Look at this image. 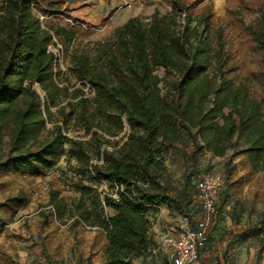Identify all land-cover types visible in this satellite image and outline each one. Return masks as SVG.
Masks as SVG:
<instances>
[{
	"label": "trees",
	"instance_id": "obj_1",
	"mask_svg": "<svg viewBox=\"0 0 264 264\" xmlns=\"http://www.w3.org/2000/svg\"><path fill=\"white\" fill-rule=\"evenodd\" d=\"M162 1L171 6L167 14L131 17L109 37L72 50L68 71L80 84L75 88L49 46L54 38L71 42L85 35L86 23L63 9L61 0L0 4V149L10 144L0 160V208L8 223L34 201L40 180L50 177L46 202L34 216L25 217L18 230L0 227V237L9 242H0V264H14V241L31 242L34 232L43 234L46 249L61 262L77 252L87 264H134L147 251L160 252L149 212L167 198L150 186L164 168L165 144L182 132L194 144L191 158L202 150L217 157L232 153L226 163L229 190L264 205V6L242 23L260 59L256 69L241 74L210 6ZM42 15H52V21L44 24ZM113 15L114 10L103 21ZM65 18L74 24L57 23ZM71 128L88 138L69 136ZM116 137L122 141L115 148L103 147ZM65 153L80 176L73 190L81 196L72 204L51 177ZM200 176L185 204L199 212ZM86 179L116 186V196L86 199L92 189ZM221 195L222 189L219 209ZM258 232H264V215ZM259 242L264 249V233Z\"/></svg>",
	"mask_w": 264,
	"mask_h": 264
},
{
	"label": "rangeland",
	"instance_id": "obj_2",
	"mask_svg": "<svg viewBox=\"0 0 264 264\" xmlns=\"http://www.w3.org/2000/svg\"><path fill=\"white\" fill-rule=\"evenodd\" d=\"M2 1L0 0V4ZM117 1L121 4L120 9L126 8L120 20H123L131 10L142 18L151 17L156 10L162 15L171 11V6L162 0H130L131 7L123 6L121 0ZM192 3L196 7L210 6L214 15L221 18L217 24L225 27V36L231 42L230 47L233 45L232 49L235 50L234 62L241 67L238 73L247 74L256 69L260 56L252 51L250 43L246 41L242 32V23L247 24L258 15V11L264 6V0H192ZM39 17L44 24L52 21V15ZM109 21L107 23L102 21L101 24L98 23L97 25L85 22L87 33L76 36L71 42H61L57 38L54 40L53 49L59 53L60 67L70 75L72 87L75 88L80 84L76 83L68 71L69 53L86 44L109 37L113 32L109 33V27H106L111 23ZM57 23L65 27L74 24L73 21L70 22L66 18ZM36 87L41 92L37 85ZM85 91L87 95L92 94L87 85ZM52 110L56 112L55 108ZM56 117H58L57 112ZM67 134L85 140L88 138L83 135L82 131L75 128H71ZM109 140L110 143L104 144L103 147L113 149L116 147L117 141H122L119 137ZM9 148L10 144L7 140L0 149V160L6 159ZM193 149L194 144L186 132H182L176 140L168 142L164 146V168L162 171H157V182L150 186L152 192L167 198L166 203L159 205L158 211L149 212L150 234L155 240V247L159 246L156 229L163 230L164 226L174 229L192 226V217L196 219L199 216L200 212L196 206L192 203L185 205L192 195L195 177L207 172H220L224 177L221 204L218 215L209 220L211 238L210 244L202 254L203 260L206 261L205 264H264V249L261 248L259 242L264 232H258L261 218L264 215V205L255 201L253 196L246 192L234 194L229 190L226 163L232 158V153L224 157H217L206 150H202L194 158H191L190 153ZM68 158L67 153L61 156L57 166L51 172V177L56 178L66 201L72 204L81 196L79 192L73 190V183L80 179V176L76 172L78 169L76 162L74 160L69 161ZM96 161L97 158L94 157L91 162L96 163ZM233 164L236 165V171L243 174L236 157L233 158ZM49 183L50 177L40 180L39 194L14 222L8 223L0 208V227L6 226L16 230L22 228L25 217L34 216L37 213V208L46 202ZM85 184L92 187L91 191L85 194L86 199L94 196L103 197L105 193L116 196V186L105 181L91 182L86 179ZM110 213L112 214L108 210L109 215ZM0 242L9 247V242H5L3 236L0 237ZM14 246L16 247L12 249L14 264H87L82 261L77 252L69 253L62 262L57 261L46 249L43 234L39 232L33 233L31 242L14 241ZM167 254L162 250L160 252L147 251L136 258L134 264H171L168 258L169 254Z\"/></svg>",
	"mask_w": 264,
	"mask_h": 264
},
{
	"label": "built area",
	"instance_id": "obj_3",
	"mask_svg": "<svg viewBox=\"0 0 264 264\" xmlns=\"http://www.w3.org/2000/svg\"><path fill=\"white\" fill-rule=\"evenodd\" d=\"M123 6L131 7L130 0H121ZM70 22L71 19H68ZM56 40V38H54ZM59 62V53L49 46ZM59 52V51H58ZM224 185V177L220 172H207L200 176L196 183V199L200 213L192 226L181 229H156L159 246L155 251L169 254L172 264H199L202 251L211 235L210 218L218 213L219 194Z\"/></svg>",
	"mask_w": 264,
	"mask_h": 264
},
{
	"label": "crops",
	"instance_id": "obj_4",
	"mask_svg": "<svg viewBox=\"0 0 264 264\" xmlns=\"http://www.w3.org/2000/svg\"><path fill=\"white\" fill-rule=\"evenodd\" d=\"M63 2V9H68L72 17L80 19L86 23H91L97 25L110 14L111 11L115 10L114 15L110 18L111 23H109V33L114 31V29L124 24L129 18L137 16L133 10L129 12L123 20H120L121 16L125 13V9H120V2L117 0H61ZM115 8V9H114ZM109 21V22H110ZM173 227H163V230H173ZM211 238V235H210ZM210 238L207 242L205 249H203L202 254L207 249L210 244ZM206 261L203 260V255L199 264H205Z\"/></svg>",
	"mask_w": 264,
	"mask_h": 264
}]
</instances>
